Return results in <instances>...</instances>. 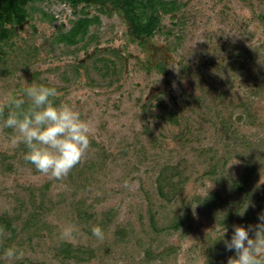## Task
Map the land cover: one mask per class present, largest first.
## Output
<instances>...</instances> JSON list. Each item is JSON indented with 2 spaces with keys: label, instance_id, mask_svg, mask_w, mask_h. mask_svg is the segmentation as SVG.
Listing matches in <instances>:
<instances>
[{
  "label": "rangeland",
  "instance_id": "obj_1",
  "mask_svg": "<svg viewBox=\"0 0 264 264\" xmlns=\"http://www.w3.org/2000/svg\"><path fill=\"white\" fill-rule=\"evenodd\" d=\"M175 1L176 9L163 14L152 38L153 62H163L166 73L143 68L145 53L120 14L98 4L29 3L35 9H29L30 24L0 42V98L26 83L49 84L58 89L55 102L74 107L91 127L85 154L59 179L26 161L25 146H12L11 129L0 127V217L13 222V229L0 226V264H207L208 246L225 225L221 212L207 210L197 197L221 192L223 178L230 189L245 163L235 157L226 171H204L242 142L264 150V0ZM81 17H97L85 36L71 45L57 41ZM98 59L108 69H97ZM169 112L179 123L166 119ZM225 117L233 120L230 130L222 124ZM186 126L192 128L187 135ZM182 134L190 140L183 141ZM174 165L184 171L180 192L168 200L159 194L157 178L164 166ZM263 185L259 167L252 179L255 197H263ZM147 196L161 226L171 225L185 205L186 227L151 232ZM77 204H86L104 239L92 234ZM105 212H110L106 221ZM67 225L75 231L61 239ZM61 242L87 247L93 255L64 262L53 249ZM9 246L18 249L17 257L4 254Z\"/></svg>",
  "mask_w": 264,
  "mask_h": 264
},
{
  "label": "trees",
  "instance_id": "obj_2",
  "mask_svg": "<svg viewBox=\"0 0 264 264\" xmlns=\"http://www.w3.org/2000/svg\"><path fill=\"white\" fill-rule=\"evenodd\" d=\"M37 0H0V38L3 36L6 39H9L8 28H4L5 23L8 22H22L26 17H30V10L33 12L35 9L29 3H34ZM70 3L73 7H77L80 3L84 5L98 4L104 10L109 11L110 13L114 10L117 11L125 24L129 26L127 31L130 38L138 42L142 47V50L145 53L143 68L148 69H156L159 72L166 73V66L163 62H153L154 50L151 48L152 45H155L153 36L161 30V21L164 13L172 12L176 9V1L175 0H62ZM30 9V10H29ZM44 16L48 17L50 20L54 18L53 15L48 14V12L42 10ZM96 18L89 19L87 17H81L77 19L73 23V27L66 33H61L57 36V41L67 43V45L77 43L78 39H82L88 31V25L92 21H96ZM115 54H119L117 49H112ZM120 58H123V55H118ZM98 60L94 61V66L97 69L107 68L106 62L103 60L102 64H100ZM199 100L202 101V98ZM245 110L249 114V106L245 104ZM199 107H202L199 102ZM205 113V112H204ZM4 115H7V111L5 110ZM168 121L175 123H179V118L176 114H172L169 112ZM223 126L226 130H230L231 125L229 124L233 121L231 118L227 122V118H222ZM185 135L191 133L192 128L189 126L185 127ZM182 140L188 141L190 140V136H184L182 134ZM242 147L240 149L234 148L233 150H228L226 153L229 156H224L222 154L219 160H215L212 164V167L208 170H205L204 173L215 175L218 173L219 167L221 171L227 170V164L231 158H237L239 161L245 163L244 173L241 178L231 179V183L229 184L230 189H225V185L228 184V181L223 178L221 186V192L210 191L207 196H198L197 201L206 207L207 210L212 211H220L221 218L220 223L222 225L231 227V233L233 229V225L235 224H243L245 226L249 224H255L258 221V216L261 213H264V195L263 197L258 198L255 197L257 191L252 187V179L253 174L259 167L264 169V150L260 148H255L252 142H242ZM214 152L217 153V147L212 148ZM222 162L219 166L217 162ZM259 166V167H258ZM171 169V170H170ZM183 169L179 168L177 165L174 166H164L157 178V190L161 196L166 197L168 200L175 199L178 193L180 192V185L183 176ZM174 175L178 176V180H174ZM230 181V180H229ZM165 184H168V189L164 190ZM264 187V185H263ZM148 201V217L150 219L152 230L155 235L160 232H170L171 229H184L186 226L185 220L188 217L186 211L184 214H181L182 210L186 208L184 205L181 210L174 214L175 218L173 221V217L171 218V225H159V210H155L154 206H152L151 196H147ZM251 201L258 205L256 209H254L250 203ZM78 205V204H77ZM84 206L78 205L77 207H81L80 211L82 216L81 218L85 220V222L92 228L96 225V222L93 224V215L86 209ZM220 208H224L223 212L219 210ZM244 214L240 215L239 212L243 210ZM219 212V214H220ZM187 214V215H186ZM105 221L107 217L109 218L110 212H105ZM249 216H254L250 217ZM95 221V220H94ZM102 223V222H101ZM97 225H100L97 224ZM104 225V224H102ZM0 226L1 229H13V222L6 216L0 217ZM174 228H171V227ZM188 229V228H187ZM123 231V229H118ZM117 233L120 234L121 232ZM231 233L225 235L226 237L231 236ZM213 243V242H212ZM208 246L207 255H209L207 259V264H227V259L229 256L233 255V252L230 250H226L224 246L223 240H219ZM4 244H1L0 247L3 248ZM55 256L58 258L60 256L61 260L65 262L66 259L77 258L82 261L83 259L87 260L93 255V250L88 251L87 247L78 246L74 247L70 242H61L57 246H54ZM151 250L147 249L146 256L149 257L151 255ZM87 253V256H83V254ZM78 254V255H77ZM81 254V255H80ZM63 262V263H64ZM62 263V262H61ZM68 264V263H67Z\"/></svg>",
  "mask_w": 264,
  "mask_h": 264
},
{
  "label": "clouds",
  "instance_id": "obj_3",
  "mask_svg": "<svg viewBox=\"0 0 264 264\" xmlns=\"http://www.w3.org/2000/svg\"><path fill=\"white\" fill-rule=\"evenodd\" d=\"M58 89L45 83H26L19 92L0 98V127L11 129L10 144L25 146L24 159L41 173L53 178L66 176L81 160L90 143L91 127L81 113L69 104L56 103ZM5 110L7 115H4ZM245 209L239 212L244 214ZM75 229L64 226L59 235L70 239ZM224 226L220 238L226 250L233 252L227 264H264V213L253 225H233L230 238ZM92 234L104 239L100 225L91 228ZM9 257H17L18 249L4 250Z\"/></svg>",
  "mask_w": 264,
  "mask_h": 264
},
{
  "label": "flooded vegetation",
  "instance_id": "obj_4",
  "mask_svg": "<svg viewBox=\"0 0 264 264\" xmlns=\"http://www.w3.org/2000/svg\"><path fill=\"white\" fill-rule=\"evenodd\" d=\"M30 24V17H26L24 21L22 22H8L5 23L4 28L6 29V27L8 28V33H9V39L11 34L13 33V31L18 27V28H24L26 25ZM127 28L129 29V26L126 24ZM127 29V31H128ZM4 40H8L6 39L4 36L3 38H0V42H3ZM4 56V50L3 47L0 44V59Z\"/></svg>",
  "mask_w": 264,
  "mask_h": 264
}]
</instances>
